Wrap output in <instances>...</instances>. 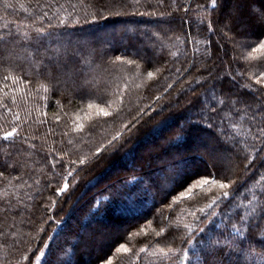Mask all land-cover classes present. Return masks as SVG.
<instances>
[{
    "label": "trees",
    "instance_id": "16d2710c",
    "mask_svg": "<svg viewBox=\"0 0 264 264\" xmlns=\"http://www.w3.org/2000/svg\"><path fill=\"white\" fill-rule=\"evenodd\" d=\"M157 2L150 0L153 7H148L149 0H141L119 16L104 11V18H98L96 25L91 15L101 0H0V35L11 31L20 37L25 33L31 36L42 22L46 31L55 33L49 45L55 49L69 41L67 46L78 51L80 64L89 68L92 80L84 91L74 89L70 79L53 85L32 71L30 49L11 47L10 56L0 61V100L19 114L18 131L23 138V143L21 137L15 138L12 146L0 144V231L8 233L7 243L0 236V264H16L22 254L30 255L37 249L40 251L32 264L39 262L41 253L44 255L40 264H45L50 252L54 256L62 247L70 252V245L80 237L78 264H86L89 256L94 258L90 264H180L166 260L163 253L169 248L178 252L184 247L181 237L195 231L199 227L196 218L209 212L216 213L215 220L220 225L214 227L216 233L225 231L220 223L223 213L233 218L247 214L245 223L236 222L240 233H232L230 239L247 249L245 264H264V243L259 242L264 241V222L255 219L258 213L252 211L264 196V170L256 163L252 149L242 143L256 167L246 174L241 164L225 179L217 172L211 154L217 146L213 137L221 130L241 141L250 140L247 117L225 110L219 128L192 126L184 136L178 131L188 101L204 91L201 72L207 75V67L213 74L230 72L235 76L229 83L231 77L225 75L215 100L210 101L225 109L247 91L239 89L237 81L251 83L254 73L264 71V49H258L259 41H264V28L249 29V40L240 42V33L235 29L221 30L223 14H213L210 8L204 10L210 0H177L187 12L183 8L172 12V0H164L159 7ZM260 5L264 0H257L256 6ZM61 20L64 24L59 23ZM209 20L218 22L212 31L207 30ZM225 33L230 39L225 38ZM197 78L199 84L195 82ZM192 88L197 92L193 93ZM220 100L225 105L219 104ZM236 107L243 109L245 105ZM100 108L110 115H98ZM137 108L149 116L163 109L149 126L160 125L159 134L149 139L137 135L124 151L91 165L77 162L69 166L70 160L86 159L90 149L110 139L131 119L129 109L135 112ZM3 116L6 119H0V133L10 127L12 120L0 107V117ZM81 124L84 131L77 133L74 128ZM66 132L68 135H64ZM150 139L149 143L156 147L154 152L145 146ZM69 167L71 176L67 174ZM177 173L195 177L196 181L207 179L209 183L198 184L190 195L186 187L174 185L179 179ZM137 178L143 184L133 187ZM125 179L131 180L127 187L121 184ZM213 179L224 183L234 180L235 184L220 189ZM65 183L68 188L55 195ZM237 185L240 191L234 199L218 200L209 207L213 198L223 191L231 193ZM110 189L116 192L111 199ZM252 192L257 193L256 201L251 200ZM97 198L102 204L96 203ZM257 223L260 229L250 230V225ZM209 264H215V260L210 259Z\"/></svg>",
    "mask_w": 264,
    "mask_h": 264
},
{
    "label": "snow or ice",
    "instance_id": "6c2138e0",
    "mask_svg": "<svg viewBox=\"0 0 264 264\" xmlns=\"http://www.w3.org/2000/svg\"><path fill=\"white\" fill-rule=\"evenodd\" d=\"M140 2L141 0H110L109 3L105 2V0H101V4L91 15L92 23L98 25V18H104V11L119 16L125 8L139 5ZM163 3L164 0H158L156 6H162ZM256 4L257 0H210L209 7L204 8V10L207 12L210 8L213 14H223L225 22L221 30L227 29L231 32L235 29L237 32L244 34L247 30L255 26L264 28V5L257 7ZM147 6L153 7L150 0ZM37 7L41 6L37 4ZM48 7H51V5H48ZM169 7L172 8V12H178L181 8H183L185 12L188 11L186 7L178 4L177 0H172V4ZM198 7L204 6L198 5ZM42 14L48 17L47 12H43ZM171 14L170 12L169 15ZM48 19L50 20L51 18L48 17ZM59 23L64 24V21L61 20ZM201 23H203V21H201ZM214 23L218 22L214 20L208 21V31L213 30ZM49 26L51 27V25ZM33 32L34 35L29 36L25 33L22 37L13 34L11 31L6 32L4 35H0V61L10 56L11 47H19L26 50L30 49L31 51L28 57L29 65L32 71L39 76H42L53 85L66 82L67 79H70L74 89L81 91L89 89L92 85V80L89 79V68L87 66H81L78 51L69 46L52 48L48 41L51 40L54 42L55 33L46 31L42 26V22L40 27H35L33 29ZM258 49H264V41H259ZM157 71H159V69H157ZM176 71L179 72L181 69L177 68ZM206 72L207 75L201 72V77L205 81V83L201 85L204 91L195 100L190 99L188 101L189 106L186 109L182 122L178 126L180 135H186V129L192 126L219 128L224 121L225 117L222 113H224L225 110L232 112L235 116H240L241 113H243V116L247 117V132L250 134V140L245 139L241 141L227 131L221 130V132L213 137L217 145L211 152L215 167L217 168V172L225 179L228 178V173H234L235 169L241 164H243V169L246 174L251 169H254L256 164L245 154L247 149L241 146L243 143L250 147L256 154V163H259L260 168L264 170V71L260 72L258 75L254 73V81L251 83L247 81L240 83L237 81L239 89H246L247 91L243 92L237 100L230 101L226 109L217 107L215 103H210V101L215 99L219 84L224 80L225 75L231 77L229 83L235 80V76L230 72H217L213 74L211 67H207ZM148 75L151 76L152 72H148ZM236 75L242 76L241 73H236ZM4 79L7 80L8 77L5 76ZM195 82L199 84L200 79L197 78ZM235 86L236 85H234V87ZM169 87H171V85H169ZM192 92H197V89L192 88ZM159 98L160 97H157V99ZM103 102L107 107L111 106L106 99H104ZM12 103H16L15 99L12 100ZM121 103H123L122 100ZM225 103L224 100L219 101L221 105H225ZM237 104H244L245 107L243 109L237 108ZM0 107H3L6 113L12 116L10 127L8 129H3L2 133H0V144L12 146L15 138L21 137V133L18 131L21 125L17 123L20 117L19 114L14 113L11 107L4 103L3 100H0ZM89 107H91V105H89ZM149 107L151 108V105H149ZM152 110L154 111V109ZM162 112L163 109H161V112H157L156 116L161 115ZM129 113L131 119L128 120L127 123H123L120 128H117L110 139H107L105 143L96 146L94 149H90V154L86 159L77 157L76 160H70L68 162L69 166L77 164V162H79V164L91 165L100 159L110 158L112 155L124 151L129 145L133 144L134 138L137 135H140L142 138H148L159 134L160 125L149 127L153 124L156 116H149V113L145 112L142 108H137L135 112L129 109ZM98 115L108 117L110 113L105 110V108H100ZM0 119H6V116L0 117ZM56 119H59V117L57 116ZM214 121H219L220 123L214 124ZM165 123L167 122L165 121ZM2 128L3 125H0V129ZM74 130L77 133L83 132L84 126L82 124L77 125ZM64 135H68V133L66 132ZM21 143H23L22 137ZM68 143H72V141L69 140ZM6 154L11 155L10 153ZM129 154V152H125V155ZM55 166L54 164L53 168H55ZM60 168L62 170L65 169L63 162H60ZM132 172L134 174L135 169H133ZM67 174L69 176L72 175L70 167ZM0 175H2V173H0ZM261 175H264V171L261 172ZM177 176L179 179L174 181V185L178 184L181 188L186 187V192L190 195L194 194L193 189H195L198 184L204 185L209 183L207 179L196 181L195 177H189L185 173H177ZM130 183V179L121 181V184L125 187ZM212 183H218L220 189H228L229 184H235V181L230 180L229 183H224L213 179ZM141 184H143V180L137 178L133 187ZM67 188L68 184L65 183L64 187L57 189L54 194L59 195ZM145 191H148V189L145 188ZM239 191L240 187L238 185L232 188L231 193L229 191H223L220 196L212 199L209 207L215 205L218 200L230 201L234 199L235 196L239 194ZM101 195L103 196L104 194ZM115 195V189H110L109 199L113 198ZM244 199H248V197L245 196ZM251 200H257V193H251ZM96 203L102 204V201L97 198ZM200 211L203 213L204 210L200 209ZM252 211L258 213L255 219L264 222V196H260L259 203L256 204ZM5 212H7V208ZM95 214L96 213H93V215ZM215 216V212H209L204 215L203 218L197 217L196 219L199 227L195 231H192L191 234H185L181 237V243L184 247L179 249L178 252H174L172 248H169L167 252L163 253L164 258L169 261H179L180 264H184L185 261L187 264H209L210 259H214L215 264H245L248 258L247 249H245L241 243L231 240L230 235L232 233H240L241 229L236 226V222L238 221L241 224L245 223L248 220L247 214L233 218L227 213H223V218L220 223L224 224L225 231L219 233L214 232V227L218 228L220 226L217 224ZM253 229L259 230L260 224L250 225V230ZM0 236H3L4 242L7 243L8 233L0 231ZM81 239L83 238H78L75 244L70 245V252L67 247L57 249L54 256L50 252L45 264H78L76 260V249ZM259 242L264 243V241ZM44 247L48 246L45 245ZM121 247H123V245H121ZM123 250L125 252L128 251L127 248ZM141 250L143 251V249ZM39 251V249L36 250V252ZM36 252L30 255L22 254L16 264H22V261H27L28 264H32V259L35 258ZM41 255H43V253H41ZM64 257H67V259Z\"/></svg>",
    "mask_w": 264,
    "mask_h": 264
},
{
    "label": "rangeland",
    "instance_id": "374dc122",
    "mask_svg": "<svg viewBox=\"0 0 264 264\" xmlns=\"http://www.w3.org/2000/svg\"><path fill=\"white\" fill-rule=\"evenodd\" d=\"M240 36L238 37V41H243V42H246V41H248L249 39V37H251L250 35H249V30H247L246 31V33H244V34H239ZM225 38L228 40V39H230V35H226L225 34ZM66 46L67 45H69L70 44V42L69 41H66L65 43H64ZM215 100V99H214ZM213 101V100H212ZM149 139V138H148ZM149 142H151V139L150 140H148L147 142H145L146 144H145V146H146V149L148 150V151H150V152H154V150L156 149V147H154L153 145H151ZM208 150H209V148L206 146V151L208 152ZM108 227V226H107ZM107 229V231L105 230V233L107 232L108 233V230H109V228H106ZM114 229H117V228H114ZM104 233V234H105ZM113 237H111V239H112ZM43 255H44V253H43ZM43 255H41L40 256V258H39V262H37V264H40V259H42V257H43ZM89 258V259H88ZM87 259H86V264H90L93 260H94V258L92 257V256H89Z\"/></svg>",
    "mask_w": 264,
    "mask_h": 264
}]
</instances>
